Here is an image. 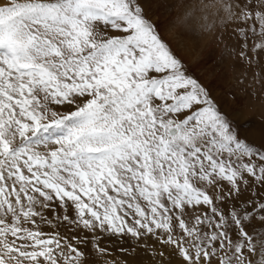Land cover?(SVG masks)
Listing matches in <instances>:
<instances>
[{"label": "snow or ice", "instance_id": "obj_1", "mask_svg": "<svg viewBox=\"0 0 264 264\" xmlns=\"http://www.w3.org/2000/svg\"><path fill=\"white\" fill-rule=\"evenodd\" d=\"M182 8L0 0V264H90L111 239L160 264H264V139L183 58L205 21L264 60V0Z\"/></svg>", "mask_w": 264, "mask_h": 264}, {"label": "rangeland", "instance_id": "obj_2", "mask_svg": "<svg viewBox=\"0 0 264 264\" xmlns=\"http://www.w3.org/2000/svg\"><path fill=\"white\" fill-rule=\"evenodd\" d=\"M173 1L177 9L182 5V0ZM157 2L159 0H142L145 15L154 22H160L162 18L161 11H159L160 4ZM177 18L181 17L178 16ZM201 24L203 26L199 28V35L196 38L198 40L197 44L208 43L207 54L209 55L199 63H187L189 73L199 79L208 89L210 96L220 106L222 112L232 118L240 115L244 127L251 130L252 137L257 141L264 139V128H262V125H264V99H261V95L264 94V79H262L264 77V60H257L251 67H246L232 51V46L235 43L234 39L220 40L218 38V28L210 30V26L205 25V21H201ZM162 35L171 43L167 37L168 35L163 30ZM211 51L216 53L215 56H211ZM201 70L205 73H202ZM210 72L216 73L214 77H208L207 73ZM253 73L256 75L255 80H253ZM217 76H225L226 81L219 82ZM216 83L220 84L218 88H216ZM129 244L135 246L137 242L134 239L128 242L115 239L105 240L101 246L107 251L100 252L94 246L91 252L93 254L91 255L93 256L92 261L99 263L98 259L100 258L99 260L103 264H124L125 261H127V264H160L161 258L158 255L149 256L139 247H135V250H133L129 247ZM109 246L114 247L109 250ZM159 247L157 245V248ZM122 248L126 251L121 250ZM155 260L156 262H154ZM164 260H167V257ZM172 264H176L174 258Z\"/></svg>", "mask_w": 264, "mask_h": 264}, {"label": "bare ground", "instance_id": "obj_3", "mask_svg": "<svg viewBox=\"0 0 264 264\" xmlns=\"http://www.w3.org/2000/svg\"><path fill=\"white\" fill-rule=\"evenodd\" d=\"M157 1V0H156ZM173 0H168V2L169 3H173L172 2ZM158 4H160L161 3V0H159V2H157ZM156 4V3H155ZM160 7V6H159ZM159 11H161V9L159 8ZM176 12L178 13V16H180L181 18H182V16H183V8H182V5L177 9V7H176ZM205 25H208L207 23L205 24ZM162 30L164 31V33H166V35H168L167 37L169 38V40L171 41V43H172V41L177 37V35H179V33H180V29L179 28H170L167 24H165L163 27H162ZM197 37H194V38H191L190 40H189V42H188V45H187V48H186V50H185V52H184V56H183V58L185 59V61H186V63H199L202 59H205V58H207L208 57V55L209 54H207L208 52H207V50H208V48H209V44L208 43H206V42H202L200 45L199 44H197V42H198V40L196 39ZM209 52H210V50H209ZM215 52L214 51H211V56H215ZM228 70V69H227ZM205 71H206V69H205ZM205 71H203V70H201V72L202 73H205ZM209 76L208 77H214V74H216L215 72H210V73H207ZM218 75V74H217ZM219 78V82H225L226 81V79H225V76H220V77H218L217 76V79ZM217 84V86H216V88H218V85H220L219 83H216ZM215 84V85H216ZM222 85V84H221ZM213 90V89H212ZM224 96V95H223ZM260 105H261V103H260ZM263 106H264V104H263ZM263 110H264V108H263ZM254 130V129H253ZM256 130V129H255ZM257 131V130H256ZM47 230V229H46ZM114 241V240H113ZM120 244V243H119ZM114 247V246H113ZM113 247H111V246H109V250L111 249V248H113ZM116 247V246H115ZM107 251V250H106ZM91 255H93L92 253L90 254V264H103L102 262H101V260H99L98 259V261H99V263L98 262H96L95 261V263H94V261H92V257L93 256H91ZM146 255V254H145ZM148 255V254H147ZM97 258V257H96ZM95 258V259H96ZM148 259V258H147ZM136 260H137V258H136ZM158 261V260H157ZM93 262V263H92ZM101 262V263H100ZM154 262H156V260L154 261Z\"/></svg>", "mask_w": 264, "mask_h": 264}]
</instances>
